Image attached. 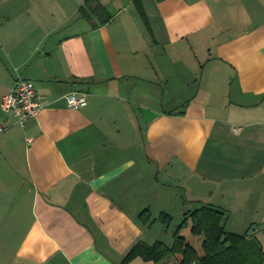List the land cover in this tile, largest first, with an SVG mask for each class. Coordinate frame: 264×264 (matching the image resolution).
I'll list each match as a JSON object with an SVG mask.
<instances>
[{
	"label": "crops",
	"instance_id": "0c3cea01",
	"mask_svg": "<svg viewBox=\"0 0 264 264\" xmlns=\"http://www.w3.org/2000/svg\"><path fill=\"white\" fill-rule=\"evenodd\" d=\"M96 1L105 25L0 0V264H123L199 206L264 246V0ZM19 78L44 97L24 127L1 107Z\"/></svg>",
	"mask_w": 264,
	"mask_h": 264
},
{
	"label": "trees",
	"instance_id": "16d2710c",
	"mask_svg": "<svg viewBox=\"0 0 264 264\" xmlns=\"http://www.w3.org/2000/svg\"><path fill=\"white\" fill-rule=\"evenodd\" d=\"M141 15L146 14L141 9ZM86 19L101 16V25L110 22L114 16L105 6L96 0H86L80 8ZM96 27L98 25H95ZM143 223L151 222L149 210L142 213ZM161 222L169 227L173 217L167 213L160 216ZM226 214L211 206H200L184 215L182 223L174 232L172 246L159 241L153 245L140 242L125 257L123 264L135 259L162 262L171 256L179 264H264V246L254 235L229 233L225 229Z\"/></svg>",
	"mask_w": 264,
	"mask_h": 264
},
{
	"label": "built area",
	"instance_id": "2783aa9c",
	"mask_svg": "<svg viewBox=\"0 0 264 264\" xmlns=\"http://www.w3.org/2000/svg\"><path fill=\"white\" fill-rule=\"evenodd\" d=\"M89 94L85 91L74 90L67 94L66 101L68 107L73 110H80L87 107ZM44 97L37 90L36 84L24 78L17 80L16 89L3 98L1 107L7 114L16 117L17 123L21 126L32 118L40 116L44 110ZM8 127L0 125V134L4 133ZM241 130L236 128V131ZM32 139H29L31 142Z\"/></svg>",
	"mask_w": 264,
	"mask_h": 264
},
{
	"label": "rangeland",
	"instance_id": "374dc122",
	"mask_svg": "<svg viewBox=\"0 0 264 264\" xmlns=\"http://www.w3.org/2000/svg\"><path fill=\"white\" fill-rule=\"evenodd\" d=\"M199 207H200V206H199ZM182 221H183V220H182ZM180 223H182L181 220H179V218H176V219L173 221V223L171 224L172 226H171V228H170V232H173V231L175 230L176 225H178V224L180 225ZM179 225H178V226H179ZM252 228H253V227H252ZM252 228H251V229H252ZM250 231H251V230H250ZM250 231H249V232H250ZM249 232H248V233H249Z\"/></svg>",
	"mask_w": 264,
	"mask_h": 264
},
{
	"label": "water",
	"instance_id": "95a60500",
	"mask_svg": "<svg viewBox=\"0 0 264 264\" xmlns=\"http://www.w3.org/2000/svg\"><path fill=\"white\" fill-rule=\"evenodd\" d=\"M256 230V227L254 226L251 231L248 233V236H250L254 231Z\"/></svg>",
	"mask_w": 264,
	"mask_h": 264
}]
</instances>
